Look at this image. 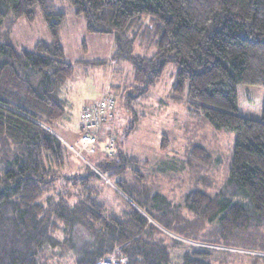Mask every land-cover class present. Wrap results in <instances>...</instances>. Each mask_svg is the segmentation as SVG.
<instances>
[{
    "label": "trees",
    "instance_id": "trees-1",
    "mask_svg": "<svg viewBox=\"0 0 264 264\" xmlns=\"http://www.w3.org/2000/svg\"><path fill=\"white\" fill-rule=\"evenodd\" d=\"M68 1L88 33L115 35L114 58L133 65L135 84L122 94L126 114L134 117L133 103L176 66L172 102L236 135L230 175L212 192L201 172L212 155L201 144L190 147L186 165L205 187L191 189L183 208L173 205L145 182L138 166L146 162L121 150L133 125L105 130L98 141H107L105 157L68 173L73 154L54 125L67 117L62 89L74 72L60 35L66 15L52 0H0V264H62L67 257L102 264L114 256L119 264H213L215 252L223 263L233 255L263 264L264 108L261 119L240 116L237 90L264 89V0ZM37 8L52 41L33 50L9 44L13 24L33 22ZM144 42L155 54L133 55ZM100 175L134 201L122 215L100 201ZM158 225L197 245L175 261L171 252L183 244Z\"/></svg>",
    "mask_w": 264,
    "mask_h": 264
},
{
    "label": "rangeland",
    "instance_id": "rangeland-1",
    "mask_svg": "<svg viewBox=\"0 0 264 264\" xmlns=\"http://www.w3.org/2000/svg\"><path fill=\"white\" fill-rule=\"evenodd\" d=\"M52 1L55 2L59 11L66 15L60 35L62 46H64V60L74 68L71 80L62 89L63 99L67 102V117L54 124L55 132L66 140L74 155H71L70 161L73 166L67 169V172L74 174L83 164L94 168L95 162L105 157L108 145L104 139L102 143L96 145L97 151L94 155L81 153L77 145L82 132L81 111L84 107L109 95L117 102L115 108L117 115L110 120L107 114V126L101 133L106 135L107 128H109L108 131L116 134L123 133L125 128L133 125L130 135L122 138L119 145L123 152L134 157L139 163L146 162L145 166L138 167L144 174L145 182L149 187L162 193L173 205L183 208L184 198L191 189L205 187L202 183L196 182V176L189 172V167L186 165L190 147L201 144L212 155L211 165L201 171L202 175L210 179L211 183L208 187L212 192L223 190L227 177L230 175L229 166L236 135L233 132L215 130L203 116L192 114L186 103L172 102L170 93L175 82L176 66L169 65L164 77L150 90V93L133 103L130 113H133L134 117L126 114L122 107L124 101L122 94L124 90L131 89L130 87L135 84L134 69L129 61L114 58L117 48L115 35L88 33L86 22L81 16L75 15L68 0ZM35 13L33 22L23 19L13 24L12 31L8 34L9 44L18 49L33 50L37 42L52 41V35L44 23L39 8L35 10ZM3 30H7L6 24ZM140 43L135 46L133 55L149 57L155 54L156 50L149 42H144L143 46ZM93 61H102L104 64L93 66L85 64L93 63ZM237 94L239 96L238 114L250 119H261L264 108V89L253 85H241L238 87ZM131 121L134 123L131 124ZM164 138H167L170 143L166 149H162ZM184 166L187 169H181ZM100 178L97 182L101 191L100 201L107 212L112 211L122 215L128 210V203L133 204L134 201L118 190L114 180L102 175ZM127 178L131 180L132 176L127 175ZM150 223L153 222L150 221ZM159 227L162 229L161 226ZM161 231L183 244L171 252L175 261L191 244L197 245L164 229ZM214 254L213 264H253L246 257L240 258L233 255L230 258L227 256L228 261L223 263L225 261L223 255L219 252ZM116 263L115 256L102 262V264ZM261 263L264 264V262ZM62 264H70L68 257L62 261Z\"/></svg>",
    "mask_w": 264,
    "mask_h": 264
},
{
    "label": "built area",
    "instance_id": "built-area-1",
    "mask_svg": "<svg viewBox=\"0 0 264 264\" xmlns=\"http://www.w3.org/2000/svg\"><path fill=\"white\" fill-rule=\"evenodd\" d=\"M116 104V100L107 95L99 99L95 104L84 107L81 111L82 132L77 145L81 153L86 152L89 155L96 153V145L100 136L103 135L101 132L107 126V114L108 116L110 115L111 110L116 107ZM125 262L126 259L121 261L122 264ZM116 264H119L118 261Z\"/></svg>",
    "mask_w": 264,
    "mask_h": 264
}]
</instances>
